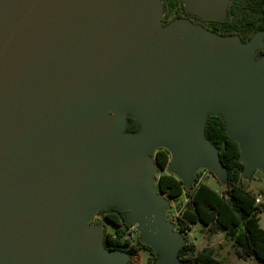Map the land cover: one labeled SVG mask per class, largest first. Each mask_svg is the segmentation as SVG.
Wrapping results in <instances>:
<instances>
[{"label": "water", "instance_id": "1", "mask_svg": "<svg viewBox=\"0 0 264 264\" xmlns=\"http://www.w3.org/2000/svg\"><path fill=\"white\" fill-rule=\"evenodd\" d=\"M182 1L226 17L228 0ZM163 12L161 0H0V264H128L87 226L112 200L159 264H185L157 164L143 130L124 132V111L148 122L149 145L170 150L187 185L197 165L225 176L209 111L225 116L246 173L264 170L262 32L243 43L178 18L163 26Z\"/></svg>", "mask_w": 264, "mask_h": 264}, {"label": "trees", "instance_id": "2", "mask_svg": "<svg viewBox=\"0 0 264 264\" xmlns=\"http://www.w3.org/2000/svg\"><path fill=\"white\" fill-rule=\"evenodd\" d=\"M163 6V26L186 12L182 0H163ZM171 17L175 18L172 20ZM193 17L199 22H207L210 31L221 36H237L243 43L259 32L264 37V0H228L226 17L222 20H202L198 14ZM263 56L264 46L256 52V58ZM142 130V123L132 113L128 114L124 132L139 133ZM204 136L218 149L224 166L223 179L211 171L224 184L221 190L211 187L201 172H196L192 182L187 185L179 175L168 170L171 152L167 148H157L151 154L157 164L153 178L161 194L168 199V207L171 206V200L186 195L177 214L170 219L183 236L178 255L185 264H222L212 247L199 249L191 238L190 231L194 226H200L202 231L212 234L223 232L233 241L240 257H255L264 263V228L260 225L259 216L260 212H264V188L257 192L249 187L252 174L246 173V166L240 159L239 143L229 132L222 113H207ZM260 194L263 200L258 201ZM90 223L102 226L103 248L107 251L126 252L128 264H140L143 248L151 253L149 264H159L158 253L152 245L144 243L141 238L135 241L130 236L128 229L134 224L128 221L126 212L121 208L101 209ZM107 224H111L114 230H108Z\"/></svg>", "mask_w": 264, "mask_h": 264}, {"label": "rangeland", "instance_id": "3", "mask_svg": "<svg viewBox=\"0 0 264 264\" xmlns=\"http://www.w3.org/2000/svg\"><path fill=\"white\" fill-rule=\"evenodd\" d=\"M161 1L163 4V0H161ZM185 8H186L187 14L185 12L183 14V16L179 17L178 19L190 22L192 24H200L207 29L209 28L207 22L206 23L205 22H199L193 17L194 14L200 15L199 13H197L193 9H190L189 7H185ZM164 15H165V12L162 13L161 19L163 18ZM173 18H175V17H171L172 20H173ZM200 18L202 20H204V17H202L201 15H200ZM130 113H132V112L131 111H124V112H122L121 116L124 119H126L127 115ZM107 114L111 115V116L116 115L115 109L112 105L107 109ZM141 121L143 123L144 129L141 133L137 134V136L141 140H143L142 153L149 156L150 158H153L151 156V154L157 148H160V147L167 148V147L163 146V145L150 146L148 143L149 124L145 120H141ZM171 162H172V154H171ZM168 170L175 172V170L172 169L171 166ZM211 171L212 170L210 168L203 166V165H197L195 168V173L201 172L203 179L211 187H213L215 189H219V190L223 189L224 184L221 181H219V179H217ZM250 173L252 174V176L249 178L250 179L249 180V187L252 190L258 192L260 189L264 188V170L261 168H256ZM185 200H186L185 194H183L178 199L171 200V206L167 207L165 209V213H164L165 218L167 220L172 219L177 214L181 204ZM108 207H120V203L118 200H112V201H109V204L107 203L103 207L102 206L96 207L92 216L90 217V219L87 222V226L88 227H99V229L102 231L103 230L102 226L92 225L90 222L93 218H95L96 213L99 210L105 209ZM259 216H260V225L264 228V212H260ZM107 229L113 231L114 227L111 224H107ZM128 231H129V229H128ZM130 233H131L130 236L133 238V240L136 241L139 238L142 239V231L140 229H138L136 226L134 228H132ZM190 236H191V238L194 239V241L196 242L199 249L206 247V246L212 247L215 251L216 257L221 260L222 264H264V263L258 261L255 257H249V258L240 257L236 252L233 241L231 239H229L228 237H226L223 232L212 234V233H209L207 231H202V229L198 226V227L193 228L190 231ZM150 256H151L150 251L147 250L146 248H143L140 264H149V257ZM158 256H159V254H158Z\"/></svg>", "mask_w": 264, "mask_h": 264}, {"label": "built area", "instance_id": "4", "mask_svg": "<svg viewBox=\"0 0 264 264\" xmlns=\"http://www.w3.org/2000/svg\"><path fill=\"white\" fill-rule=\"evenodd\" d=\"M257 200H258V201L263 200V195L260 194L259 197L257 198ZM134 227H135V225H132V226L129 228V232H131L132 228H134Z\"/></svg>", "mask_w": 264, "mask_h": 264}, {"label": "bare ground", "instance_id": "5", "mask_svg": "<svg viewBox=\"0 0 264 264\" xmlns=\"http://www.w3.org/2000/svg\"><path fill=\"white\" fill-rule=\"evenodd\" d=\"M107 203L109 204V202H103V203H101V204L96 205L95 208H94V210L96 209V207H98V206H102V207H103V206L106 205Z\"/></svg>", "mask_w": 264, "mask_h": 264}, {"label": "crops", "instance_id": "6", "mask_svg": "<svg viewBox=\"0 0 264 264\" xmlns=\"http://www.w3.org/2000/svg\"><path fill=\"white\" fill-rule=\"evenodd\" d=\"M195 227H198V226H194L193 228H195ZM200 227V226H199ZM201 228V227H200ZM207 247H209V246H207Z\"/></svg>", "mask_w": 264, "mask_h": 264}]
</instances>
